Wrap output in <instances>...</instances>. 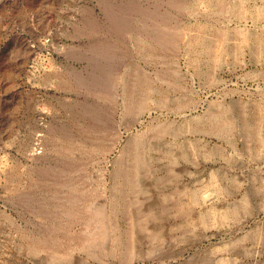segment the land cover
<instances>
[{"label":"rangeland","instance_id":"374dc122","mask_svg":"<svg viewBox=\"0 0 264 264\" xmlns=\"http://www.w3.org/2000/svg\"><path fill=\"white\" fill-rule=\"evenodd\" d=\"M0 264H264V0H0Z\"/></svg>","mask_w":264,"mask_h":264},{"label":"bare ground","instance_id":"6f19581e","mask_svg":"<svg viewBox=\"0 0 264 264\" xmlns=\"http://www.w3.org/2000/svg\"><path fill=\"white\" fill-rule=\"evenodd\" d=\"M250 33V32H249ZM242 39V38H241ZM203 42V41H202ZM199 48V47H198ZM201 48H202V46H201ZM189 49H191V48H189ZM200 49V48H199ZM192 50V49H191ZM189 51V50H188ZM193 56V55H192ZM195 57V56H194ZM199 57V56H198ZM128 93V92H127ZM126 93V94H127ZM126 100V99H125ZM132 103V102H131ZM126 106V105H125ZM127 108V107H126ZM221 115V114H220ZM223 116V115H222ZM251 124V123H250ZM257 124V123H256ZM229 125V124H228ZM260 125V124H259ZM227 126V125H226ZM251 126V125H250ZM224 127V126H223ZM221 128V127H220ZM257 128V127H256ZM219 129V128H218ZM240 130V129H239ZM243 130V129H242ZM241 130V131H242ZM251 130H253V129H251ZM167 131V130H166ZM245 131V130H244ZM246 131H248L247 129H246ZM250 133V132H249ZM258 140H259V138H258ZM138 141V140H137ZM235 150H244V151H246L247 149L246 148H243V149H239L238 147H235ZM171 153V152H170ZM169 154V153H168ZM175 154V153H174ZM188 156V155H187ZM146 159V158H145ZM177 159V158H176ZM184 159V158H183ZM174 170H175V168H173ZM172 169V170H173ZM179 170V169H178ZM180 171V170H179ZM120 177H122V176H120ZM119 177V178H120ZM118 178V177H117ZM138 178H140V177H138ZM116 180V179H115ZM121 181V180H120ZM134 182V181H133ZM136 182H137V179H136ZM183 190V189H182ZM182 190H180V191H182ZM209 192V191H208ZM197 194V193H196ZM210 194V193H209ZM215 194V193H214ZM217 194V193H216ZM206 195H207V193H206ZM215 196V195H214ZM196 197V196H195ZM191 198V197H190ZM208 198V197H207ZM213 198V197H212ZM197 199V198H196ZM199 199V198H198ZM209 200V199H208ZM190 201V200H189ZM198 201V200H197ZM193 202V201H192ZM180 206V205H179ZM100 210V209H99ZM192 215V214H191Z\"/></svg>","mask_w":264,"mask_h":264}]
</instances>
